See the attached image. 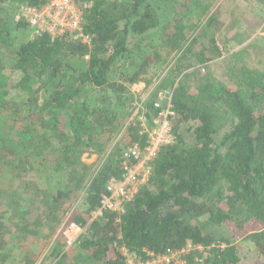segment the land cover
I'll return each mask as SVG.
<instances>
[{
	"label": "trees",
	"instance_id": "1",
	"mask_svg": "<svg viewBox=\"0 0 264 264\" xmlns=\"http://www.w3.org/2000/svg\"><path fill=\"white\" fill-rule=\"evenodd\" d=\"M45 1L0 0V113L15 116L8 132L0 129V170L29 176L21 183L29 205L18 223L5 214L18 212L27 198L0 190L7 201L0 203V264H34L35 239L53 233L44 234L45 223L59 224L56 235L63 238L61 227L70 220L83 231L73 245L53 248L45 256L50 264H125L121 247L145 260L146 250L161 253L187 242L202 247L182 255L188 264H243L241 244L254 251L248 264H264V66L247 64L243 40L238 48L229 45L246 29L216 36L213 21L223 19L208 17L206 0H74L88 4L82 28L89 42L30 39L15 12ZM251 36L259 38L252 48L260 45L264 54V36L245 38ZM170 55L183 65L181 73L163 75L138 112L158 114L155 100L169 91L174 142L158 151L148 183L118 221L112 213L90 221L107 181L120 174L122 151L146 143L141 121L122 116L135 99L131 86L149 84L151 70ZM229 56L240 67L230 59V72L217 76L212 63ZM74 57L83 66L69 64ZM16 89L23 91L12 98ZM86 151L99 160L85 162ZM9 254L16 257L8 260Z\"/></svg>",
	"mask_w": 264,
	"mask_h": 264
},
{
	"label": "built area",
	"instance_id": "2",
	"mask_svg": "<svg viewBox=\"0 0 264 264\" xmlns=\"http://www.w3.org/2000/svg\"><path fill=\"white\" fill-rule=\"evenodd\" d=\"M87 5L80 7L74 0H46L40 7L20 5L15 12V19L26 22L30 39L47 35L51 39L69 38L89 42V36L82 28L83 8ZM170 95L169 91H162L160 96L166 98L164 104L155 101L160 111L157 116L152 117V127L148 129L141 125V133L146 135V143H136L122 151L120 174L107 181L98 207L88 215L90 221L104 218L106 213L114 214L118 221L126 204L148 183L152 175L151 161L162 146L174 142L169 119L170 115H174ZM82 231L83 228L77 222L68 221L61 229L65 246L73 245ZM195 247L202 249L201 246H192L187 242L182 248H169L161 253L146 250L148 257L145 260L139 259L135 252L124 247H121V251L125 264H188L182 255Z\"/></svg>",
	"mask_w": 264,
	"mask_h": 264
},
{
	"label": "rangeland",
	"instance_id": "3",
	"mask_svg": "<svg viewBox=\"0 0 264 264\" xmlns=\"http://www.w3.org/2000/svg\"><path fill=\"white\" fill-rule=\"evenodd\" d=\"M206 1H210V5L208 6V9H207L208 17L211 15L218 17V15H220L221 18L223 19V21H219V20L213 21V32H214V34L216 36L221 34L222 36L224 35L225 37L226 36H233L234 32L232 31L231 27H234L233 29L239 28L240 26L244 27V29H246V32H243L242 34L236 35L235 38L230 42L229 45L230 46L235 45V44L238 45L243 40L242 46L247 45L249 48L247 52L250 55L244 57V59L247 60V64L254 69L263 70L262 68H260L261 64H262V67L264 66L263 50L260 49L261 48L260 45L252 48V45L250 43L253 40L258 41L259 38H253L254 34H253V36L249 37L248 39H246L245 37L247 34H251L254 32H256L259 35L264 36V0H223L222 2H221V0H206ZM7 9L11 13H14L15 9L13 7L7 6ZM192 17H194V15H192ZM204 27H202V28H204ZM209 32H211V31L209 30ZM262 39L263 40H261V41H264V38H262ZM263 44H264V42H263ZM237 45H235V46H237ZM238 47L239 46H237L236 48H238ZM230 53H231L230 49L225 51L226 55L230 54ZM171 56L172 55H170L169 58L167 57V59H166L167 62L165 64H163V66L161 68L158 67V68H153L151 70L153 77H151V76L149 77V75H151V73L148 75L147 78L145 77L146 79H148V78L152 79L149 84L147 83L146 80L145 81L141 80L140 82H137L136 84L131 86L132 90L136 93L134 96L135 99L133 101L132 107L128 108L123 113L124 114V115H122L123 117L127 116L130 119H132L133 117H136L138 120L141 121L142 126L147 127L148 129L152 127V125H153L152 124V117H155L158 114L153 113L150 118H145L141 113L138 112V109H139L138 106H139L141 99L150 97L151 93L157 88L156 83L161 80L160 78L163 75L169 76V77L171 76L173 78V76L175 74L181 73L179 71H181V68H183V65L175 66L176 64H175L174 59H170ZM242 56H243V54L241 55V57ZM85 58H88V56L86 55ZM230 59H233L232 62L234 64H237L239 62V67H240V61L235 56H229L227 58L221 57V59H219V60L216 59L215 62H213L211 65L213 68H215V74L217 76H222V75H224V73L230 72V70H231L230 64L228 63ZM68 63L73 65L74 67L75 66H83L82 60L78 59L77 57H74L72 60H69ZM4 64L6 65L5 60H4ZM206 70H205V72H206ZM8 77H10V75L8 76L7 73L2 75V79L4 81L6 79H8ZM11 77L15 81H17L19 78V74L13 73V75H11ZM183 82L185 83L186 80H184ZM228 84H230V86H232V83L230 81L228 82ZM16 91L22 92L23 90H21V89L17 90L16 89V90L11 91V97L12 98L17 97L18 92H16ZM155 101H158L159 104L163 105L164 102L166 101V98H165V96L162 97L159 94ZM30 116L32 117L34 115H30ZM14 117L15 116L8 114V112H6V111H3V114L0 113V129H2L1 131H5V132L9 131L10 128H9L8 124L9 123L11 124L12 118H14ZM18 134L15 131H13L12 138L14 139V136L18 135ZM114 135L115 134H113L112 136H114ZM117 138L118 137H116V139ZM112 139L115 140L113 137H112ZM15 146H18V144H15ZM49 146L50 147L48 148V150H51L52 148H55V143L52 142V144H50ZM99 158L100 157L97 155V153L93 152V154H92V153H89V151H86L82 156V159L87 163L94 162V161L97 162L99 160ZM14 174L19 175L20 173H17V171H14L13 168L11 169L10 167H6V166H4L3 169L0 170V190L1 191L3 190L4 193L13 190L12 192H10L12 194L15 190L16 193L20 192V196L22 195V196H24V198H27L26 200L23 201V205L19 209H18V207L16 208V209H18V212H15V211H13V209H10L5 214V216L10 219V222H17L18 223V221H19L18 219H20L21 216L23 215V209L29 205V202H28L29 197H27L25 194L21 193V190H22L21 189V183L26 182L25 179H28L29 176L24 173L25 179L21 178L20 175L13 177V178H10V176H13ZM40 186H41V184H40ZM32 189L35 190V187H33ZM36 197L37 196L34 197L33 203L39 202ZM1 202H7L6 197H3V199L1 198L0 203ZM78 203H75L73 206H77ZM39 205H41V204L39 203ZM44 211H45V207H40V213L43 214ZM15 213H16V215H15ZM65 219H66V216H63L60 220H65ZM59 226H60L59 224H54V226H52L51 222L45 223L43 230L44 229H47V230L45 231L44 234H49L51 228H53V231H52L53 233L51 234V236L43 235L41 237V239L40 238L35 239L36 242L33 244V247H32V252H33V254L35 253V255H33V257H32V260L34 259V261H33L34 264H38L41 261V259H44L41 262V264H50L51 263L50 260L47 261L46 257L49 256V253L51 252V250L53 248H61L62 243H64L63 242L64 240L62 237L56 235V232H57ZM29 241H33V238L31 236L29 237ZM239 249H240L241 255L243 256L242 257L243 264H248L252 258L254 251L249 250L247 248V246H244V245L242 246V244H241ZM29 251H30V249H29ZM9 255H11V256L8 257L9 258L8 260H12L13 257H16V255H14V254H9Z\"/></svg>",
	"mask_w": 264,
	"mask_h": 264
}]
</instances>
